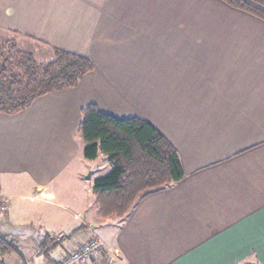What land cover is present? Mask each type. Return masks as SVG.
<instances>
[{"label": "crops", "instance_id": "0c3cea01", "mask_svg": "<svg viewBox=\"0 0 264 264\" xmlns=\"http://www.w3.org/2000/svg\"><path fill=\"white\" fill-rule=\"evenodd\" d=\"M0 33L93 67L0 114V225L25 228L16 243L50 235L54 261L96 235L119 264H264V21L221 0H0ZM90 104L149 123L179 158L181 181L123 219L93 207L100 166L78 134Z\"/></svg>", "mask_w": 264, "mask_h": 264}, {"label": "trees", "instance_id": "16d2710c", "mask_svg": "<svg viewBox=\"0 0 264 264\" xmlns=\"http://www.w3.org/2000/svg\"><path fill=\"white\" fill-rule=\"evenodd\" d=\"M221 1L264 21V0ZM92 69L87 58L63 50L54 49L51 61L38 63L12 43L0 45V114H16L40 96L73 88ZM78 134L85 159L95 160L102 154L110 165L92 186L99 220L124 217L146 195L167 189L183 178L176 151L141 119L119 120L90 104L81 111ZM52 243L51 236L45 235L37 254L47 264H60L50 257L56 246ZM10 253L21 264H29L16 243L0 239V258Z\"/></svg>", "mask_w": 264, "mask_h": 264}, {"label": "rangeland", "instance_id": "374dc122", "mask_svg": "<svg viewBox=\"0 0 264 264\" xmlns=\"http://www.w3.org/2000/svg\"><path fill=\"white\" fill-rule=\"evenodd\" d=\"M11 43L14 45L15 48L19 49L20 51L29 53L33 57V59L38 63H46V62L51 61L54 58V50H51V52H50V50L40 49L37 47H31L27 41L21 40L19 38H15L14 36H12V34L0 33V45H7V44H11ZM94 164H96L97 166L98 165L100 166V168H99L100 171H98L95 176H93L92 178L87 180L88 185L91 184L94 181V179L97 178V176L98 177L104 176L110 170V165L107 162L106 157L103 156L102 154H99L98 158L95 159ZM87 175H88V173L86 174V176ZM65 202L68 204L77 203V201H73L71 199H65ZM19 205L21 206V208H26V206H28V208H29V206H32V207L35 206L34 204H28V203H21ZM8 206H9V203H8ZM130 213L131 212H129L128 214H130ZM126 216L121 217V218H116V219H123ZM65 219H70V221H72V217L68 216V214H66V213H65ZM111 220H114V219H111ZM79 230H80V228L78 229V231ZM72 234L73 233H69V235H72ZM29 235H30V233H29ZM65 241H66V239H65ZM16 245H18L19 249L22 250L21 252L23 253V256L26 258V260L31 258L32 264H38V262L33 260V258L38 253V247H39L38 246V240L36 238H32V237L30 238L29 237L28 239H26V238L20 239L19 242L16 243ZM2 259H4L5 264H20L18 258L13 253L4 255L2 258H0V261Z\"/></svg>", "mask_w": 264, "mask_h": 264}, {"label": "built area", "instance_id": "2783aa9c", "mask_svg": "<svg viewBox=\"0 0 264 264\" xmlns=\"http://www.w3.org/2000/svg\"><path fill=\"white\" fill-rule=\"evenodd\" d=\"M0 203V212L4 213L7 210L8 199L0 198ZM92 236L89 242L79 245L75 250L63 256L59 260L60 264H87L101 249H103L106 254V260L103 264H119L116 254L96 235ZM59 238H61V236Z\"/></svg>", "mask_w": 264, "mask_h": 264}, {"label": "water", "instance_id": "95a60500", "mask_svg": "<svg viewBox=\"0 0 264 264\" xmlns=\"http://www.w3.org/2000/svg\"><path fill=\"white\" fill-rule=\"evenodd\" d=\"M90 173L86 176L88 179ZM27 232L24 227L21 226H10V225H0V239L9 241V243H16L18 238L26 236Z\"/></svg>", "mask_w": 264, "mask_h": 264}]
</instances>
